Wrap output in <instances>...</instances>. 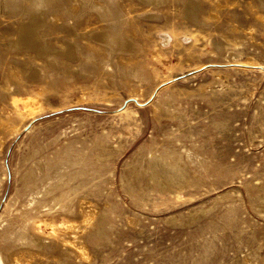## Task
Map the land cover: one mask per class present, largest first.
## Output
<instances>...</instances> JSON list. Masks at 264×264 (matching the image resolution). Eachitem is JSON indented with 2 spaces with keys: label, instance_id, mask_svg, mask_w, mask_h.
Segmentation results:
<instances>
[{
  "label": "rangeland",
  "instance_id": "1",
  "mask_svg": "<svg viewBox=\"0 0 264 264\" xmlns=\"http://www.w3.org/2000/svg\"><path fill=\"white\" fill-rule=\"evenodd\" d=\"M0 264H264V0H0Z\"/></svg>",
  "mask_w": 264,
  "mask_h": 264
}]
</instances>
